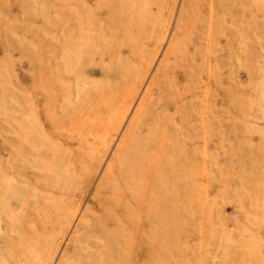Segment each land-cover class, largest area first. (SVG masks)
I'll return each mask as SVG.
<instances>
[{
    "label": "rangeland",
    "instance_id": "374dc122",
    "mask_svg": "<svg viewBox=\"0 0 264 264\" xmlns=\"http://www.w3.org/2000/svg\"><path fill=\"white\" fill-rule=\"evenodd\" d=\"M0 264H264V0H0Z\"/></svg>",
    "mask_w": 264,
    "mask_h": 264
},
{
    "label": "bare ground",
    "instance_id": "6f19581e",
    "mask_svg": "<svg viewBox=\"0 0 264 264\" xmlns=\"http://www.w3.org/2000/svg\"><path fill=\"white\" fill-rule=\"evenodd\" d=\"M125 198H126V196H125Z\"/></svg>",
    "mask_w": 264,
    "mask_h": 264
}]
</instances>
